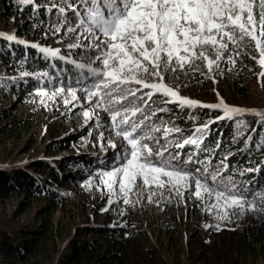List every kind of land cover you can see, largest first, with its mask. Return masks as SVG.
<instances>
[{
  "label": "snow or ice",
  "instance_id": "6c2138e0",
  "mask_svg": "<svg viewBox=\"0 0 264 264\" xmlns=\"http://www.w3.org/2000/svg\"><path fill=\"white\" fill-rule=\"evenodd\" d=\"M20 2L32 4L34 0ZM53 9L59 15L58 23L66 29L64 36L74 41L66 42L68 54H61L60 48L35 43L30 46L45 57L72 66L76 70L75 86L70 72L69 82L58 86L48 72L23 71L21 77L35 75L37 80L48 78V83L53 84L51 91L36 90L42 106L60 97L66 108L79 106L86 123L95 117L97 128L104 127L97 110L107 115L111 133L107 148L113 150L114 157L110 169L97 176L107 190L109 206L118 201L134 206L142 199L159 206L162 200L170 203L172 197L177 203L194 197L202 210L217 221L205 227H215L217 231L220 222H231L232 216L264 212V188L254 192L244 181L226 174L228 155L213 164L221 146L219 141L214 149L202 147L212 124L235 120L237 135H241L249 123L237 118L254 116L257 124L264 125V111L230 106L219 93L216 103L183 96L180 88L187 85H181L177 75L191 72L194 76L199 72L216 83L217 74H224L222 64L235 67L242 56H247L261 69L257 79L264 85V0H53L48 11ZM60 32L57 27L54 34ZM0 38L29 46L14 35L0 34ZM64 71L61 69L59 74ZM170 105L181 112L200 108L219 110L222 115L198 124L189 112L188 120L195 127L186 138L176 139L184 136V129L163 119L158 126L153 119L158 113H172ZM112 135L119 138V144ZM97 139L105 140L103 131ZM251 140L249 136L246 145ZM189 145L195 150L185 157L180 150ZM262 147L264 137L256 145L257 150ZM202 152L211 155L201 159ZM260 171L257 165L239 174L243 177ZM83 186L91 187L92 181ZM249 194L253 199H248ZM132 196H136L135 201Z\"/></svg>",
  "mask_w": 264,
  "mask_h": 264
},
{
  "label": "trees",
  "instance_id": "16d2710c",
  "mask_svg": "<svg viewBox=\"0 0 264 264\" xmlns=\"http://www.w3.org/2000/svg\"><path fill=\"white\" fill-rule=\"evenodd\" d=\"M52 2L53 0H34L32 4H23L20 0H0V34L14 35L18 40H24L29 45L26 47L24 44L8 42L0 38V205H5L13 197L22 198L19 211L26 212L32 207L33 202H42L30 223L19 224L16 219L17 214L7 216L0 212V264H116L117 261L125 264L127 258H118L119 252L109 251L108 248H111L109 242L86 240V236L91 235L100 239L110 236L122 240L123 237H133V230L127 229L126 226L122 229L116 220L111 222L107 214L104 220L74 224L76 210L83 213L85 208L81 203L87 202L80 201L77 205L78 197L71 190L67 191L66 187H74V183L83 181V172L74 169L73 172L64 174L63 169L66 164L57 167L51 162L34 158L40 153V146L43 154L49 156L51 153L56 155L62 151H71L69 144L59 140L53 143L49 140L45 141V138L34 131L38 123L34 114L28 113L27 110L18 112L17 108L11 107L12 105L10 108L4 105L10 98L25 100L36 96L35 92L39 88L52 90L53 84L48 83V78L37 80L35 75L21 77L23 71L32 74L48 72L55 78L53 83L57 86L61 82L64 84L69 82L70 72L74 85L76 70L72 66L58 59L45 57L38 48L30 46L35 43L40 47L58 48L48 44L56 40L54 37L45 38L39 31L40 27L45 30L46 25L59 26L66 30L58 23L60 18L56 9L48 11ZM56 3H59V0H56ZM34 27H37L36 30H33ZM61 54L67 55L68 50L66 49V52L61 50ZM243 57L244 62L252 64L245 58L246 56ZM75 58L80 59L77 55ZM61 69L65 70L63 74H59ZM236 78L235 73L229 72L228 79L221 83L223 90L219 91L225 100L232 86L243 82L241 79L238 82ZM169 107L172 108V113L179 110L171 105ZM189 112L196 117L198 124L208 121L209 115H213V118H210L212 120L222 115L219 110L185 109L182 112L184 120L178 124L184 129V136H177L176 139L186 138L195 127L188 120ZM203 116H206L205 119ZM172 117L169 113H158L156 120L158 119L160 124L161 119L165 121ZM237 119L248 121L249 127L246 131L241 130L242 134L237 135L235 120H220L211 125L210 134L202 147L214 149L219 141L221 146L213 159V164H218L224 155H228L229 172L226 174L233 175L236 181H244L245 185L254 192H259L264 188V147L257 150L256 145L264 137V125L257 124V118L254 116ZM253 128L257 131L253 132ZM53 131L59 134L60 130L51 127L49 135H52ZM27 135L31 136L28 142L24 141ZM249 136H252V140L246 145L245 141ZM194 150V147L189 145L183 149L182 154L186 157ZM21 155L33 161L23 168L9 169L8 167L13 164L16 165ZM210 155L211 152H202L200 158L204 159ZM70 162L71 165L84 163L72 159ZM241 163L245 165L240 167ZM257 165L261 166L260 172L240 176L241 170ZM248 199H253V195L249 194ZM192 205H199L197 216L200 215L202 210L200 204ZM200 217L204 218L205 215ZM262 229L260 233L253 235V241H250L252 246L246 244V247L245 242L239 239L237 252L240 255L245 257L255 255L257 258L264 253V237L260 236L264 232V228Z\"/></svg>",
  "mask_w": 264,
  "mask_h": 264
},
{
  "label": "rangeland",
  "instance_id": "374dc122",
  "mask_svg": "<svg viewBox=\"0 0 264 264\" xmlns=\"http://www.w3.org/2000/svg\"><path fill=\"white\" fill-rule=\"evenodd\" d=\"M37 27H34L33 30H36ZM57 27L59 26L51 25L47 27L46 25L44 31L41 27L39 31L45 38L54 37L56 39L48 42V44L57 46L66 52V42L74 41H69L64 36L66 30L61 27V32L54 34ZM73 51L76 52V50ZM77 56L80 57V55ZM245 58L252 64L244 62L243 56L237 61L235 67H231V71L226 70L231 65L225 66L222 64V68L225 69L224 74H217L216 83H213L211 79L203 78L199 72L194 76L191 72L187 75L177 73L179 83L187 85L180 88L181 95L204 103H216L217 93L220 95L219 90H223L221 83L228 79L229 72H233L237 76V81L239 82L241 79L243 82L232 86L230 94L226 97L228 101L221 95L220 97L230 106L264 111V85L257 79V73L261 69L255 60L249 59L247 56ZM201 69L204 70L203 65H201ZM169 83H175V81L170 80ZM39 101L40 98L37 96H31L25 100H19L15 97V99L6 100L4 105L7 108L12 105L11 107L17 108L18 112L27 110L28 113L34 114L35 120L38 121L34 131L45 138V141L49 140L52 143L58 140L67 142L71 147V151H62L56 155L51 153L49 156H45L42 152V146H40V153L34 157L35 160L51 162L57 167L66 164L63 169L64 174L69 171L73 172L74 169L82 170L84 168V166L78 164L71 165V159L77 160V162L85 160L87 163L91 162L93 164L97 158L105 157L109 153L110 156H106V159H109L106 167L112 165L114 152L112 149L107 148V139L111 133L105 113L97 110L101 123L104 125L102 128H97L94 122L95 117L86 123L82 116V109L79 106L73 108L71 105L68 108L64 107L60 97H57L55 102L49 101L47 107L42 106ZM196 110L203 109L196 108ZM183 114L180 110L169 113V116L173 117L170 120L165 119V122L174 121L178 125L184 120ZM177 116L181 118L177 119ZM205 117L203 116L204 119ZM210 118H213V115H209L208 119L210 120ZM51 127L60 130L59 134L53 131L52 135H49V133L51 134ZM100 131L104 132L105 140L103 142L97 139ZM157 135L162 136V133ZM30 138L31 136L27 135L24 141L28 142ZM111 138L120 143L119 138L114 137V135ZM101 143H103V147H101ZM21 156L16 165L13 164L8 168H23L30 165V161H33V159L23 157L24 155ZM68 163L70 164L67 165ZM242 165H245V163H241L240 167ZM101 171V168H85L81 171L83 172V181L74 183V187H66L68 188L67 191L71 190L78 197V200H76L77 205L80 201L87 202L81 203L82 207L85 208L83 213L76 210L77 215L74 218V224L104 220L105 214H107L106 216L111 219V222L116 220L118 224L133 230V237H123L122 240L110 236L101 239L91 235L86 236V240H96L101 243L109 242L111 245V248H108L109 251L119 252L120 256L118 258H127L125 264H264V253L256 258L255 255L245 257L237 252V242L240 238L245 242V245H250V241H253V235L263 230L264 212H246L242 217L232 216L231 222H220V230L217 231L215 227H205V225H215L217 223L212 215L201 210V214L197 216L199 205L192 204H200V202L195 200L194 197H186L185 200H181L179 203H177L175 197H172L170 203L162 200L159 206L156 203L149 204L144 199L134 206H126L122 201L109 206L107 190L102 188L97 176V173ZM88 180L92 181V186L84 187L83 185ZM165 195L168 196L169 193L166 191ZM21 199L18 197L11 198L5 205H0V212L7 216L17 214L16 219L19 224L30 223L36 209L42 202L30 203L32 207L29 210L20 212L19 203H22L20 202ZM132 200L135 201L136 196H132ZM187 203L190 205L187 206ZM105 208L109 210L102 211ZM122 209L125 211L124 215L119 214ZM203 214L205 217L201 218L200 216ZM260 236L264 237V232ZM116 264H120V262L117 261Z\"/></svg>",
  "mask_w": 264,
  "mask_h": 264
}]
</instances>
